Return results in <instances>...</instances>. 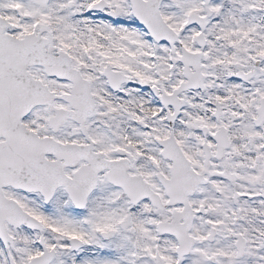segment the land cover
<instances>
[{"label":"snow or ice","instance_id":"snow-or-ice-1","mask_svg":"<svg viewBox=\"0 0 264 264\" xmlns=\"http://www.w3.org/2000/svg\"><path fill=\"white\" fill-rule=\"evenodd\" d=\"M0 264H264V0H0Z\"/></svg>","mask_w":264,"mask_h":264}]
</instances>
